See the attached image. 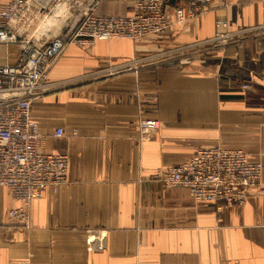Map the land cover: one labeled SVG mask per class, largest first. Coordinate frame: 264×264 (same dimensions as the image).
<instances>
[{"label":"crops","instance_id":"crops-1","mask_svg":"<svg viewBox=\"0 0 264 264\" xmlns=\"http://www.w3.org/2000/svg\"><path fill=\"white\" fill-rule=\"evenodd\" d=\"M263 2L212 0L150 38L67 46L32 116L47 151L68 157V182L33 202L28 227L10 219L19 204L0 187V264H264V37L206 44L220 20L259 26ZM131 10L104 2L98 13ZM20 54L0 45V65ZM147 119L161 123L151 136ZM215 146L263 164L262 191L244 205L195 202L155 176ZM96 233L102 251L90 248Z\"/></svg>","mask_w":264,"mask_h":264},{"label":"built area","instance_id":"built-area-1","mask_svg":"<svg viewBox=\"0 0 264 264\" xmlns=\"http://www.w3.org/2000/svg\"><path fill=\"white\" fill-rule=\"evenodd\" d=\"M66 0H0V45L13 44L21 49L18 60L0 65V187L6 189L12 201L19 204L9 212L14 222L26 221L34 201L52 189L57 192L68 182L69 159L66 155L48 152V136L41 132L32 116L34 100L45 94L50 68L67 46H91L110 40L139 41L159 35L173 25L185 24L210 10L212 0H69L72 16L62 36L53 41L17 34L14 22L29 16L58 9ZM104 2H123L132 6L127 15H101ZM28 22V21H27ZM264 37V2L259 26L230 30L229 22L220 20L215 35L207 46L224 48L244 38ZM243 84V91H250ZM140 127L149 136L157 131V119H147ZM64 130L54 136L62 138ZM164 185L184 188L195 202H205L217 208L244 205L262 191L263 166L251 162L242 150L219 147L201 148L182 164L160 169L156 175ZM102 251L103 245L90 242Z\"/></svg>","mask_w":264,"mask_h":264},{"label":"rangeland","instance_id":"rangeland-1","mask_svg":"<svg viewBox=\"0 0 264 264\" xmlns=\"http://www.w3.org/2000/svg\"><path fill=\"white\" fill-rule=\"evenodd\" d=\"M66 1H69V0H66ZM55 14H56V10H53V8H51V10H47L44 14H42V15H39V14H34L33 15V17H34V23H31L30 21H28V22H24V18L23 19H18L17 21H15L14 22V26H15V29H16V32H17V34L18 35H20V36H23L22 37V39H24V38H31V37H37L40 41H53L56 37H59V36H62L66 31H65V29H67V27H68V22L66 23V24H61V26H57V27H54V29H51V30H49L47 33H45L44 34V36L42 37L41 35H40V33L38 32V28L40 27V29L42 30L43 28H46V27H44L45 25H46V23H47V20H48V18H51V17H53V16H55ZM69 17H71L70 15H68ZM72 18H73V16H72ZM39 29V30H40ZM5 45H13V44H5ZM14 46H16L17 47V45H14ZM158 120V119H157ZM143 121V120H142ZM158 122H159V124H160V126H161V123H160V121L158 120ZM141 123V122H140ZM140 123H139V128L141 129V127H140ZM159 129H160V127H159ZM158 129V130H159ZM156 132V131H155ZM155 132H153V133H155ZM215 147H219V146H215ZM206 148H211V147H206ZM219 148H221V149H224V148H222V147H219ZM201 149V148H200ZM227 150H232V149H227ZM243 151V150H242ZM244 153H246L247 155H248V157H249V159H250V156H249V154L247 153V152H245V151H243ZM191 159V158H190ZM189 159V160H190ZM188 161V160H187ZM250 161H251V159H250ZM186 162V161H185ZM251 162H253V161H251ZM184 163V162H183ZM260 163V162H259ZM262 164V163H261ZM262 166H263V164H262ZM171 167H174V166H171ZM171 167H169V168H171ZM161 169V168H160ZM160 169H158L157 170V172L160 170ZM166 169H168V168H166ZM157 172H156V174H155V176L157 175ZM262 187H263V184H262ZM242 206V205H241ZM234 207H236V206H234ZM225 208H228V207H225ZM13 209V208H12ZM10 212V211H9ZM28 215H29V223H27L28 225H26V224H24V222H26V221H21V220H19L18 221V223L19 224H22L23 226H25V227H28V226H30V224H31V207H30V209H29V211H28ZM11 219V218H10ZM97 238H98V233H96V234H94V237L90 240V242H94V244L97 242L96 240H97ZM90 242H89V245H90V248H92L93 250H97L95 247H91V244H90ZM97 251H99V250H97Z\"/></svg>","mask_w":264,"mask_h":264},{"label":"bare ground","instance_id":"bare-ground-1","mask_svg":"<svg viewBox=\"0 0 264 264\" xmlns=\"http://www.w3.org/2000/svg\"><path fill=\"white\" fill-rule=\"evenodd\" d=\"M70 3L69 1H64L57 9L55 16L48 18L47 23L42 30L40 27L38 28V32L43 37L45 33L49 30L54 29V27L61 26V24H66L69 21V16H72V10H70ZM30 21L34 23L29 16H24V22ZM68 24V23H67ZM40 29V30H39ZM47 31V32H46Z\"/></svg>","mask_w":264,"mask_h":264},{"label":"water","instance_id":"water-1","mask_svg":"<svg viewBox=\"0 0 264 264\" xmlns=\"http://www.w3.org/2000/svg\"><path fill=\"white\" fill-rule=\"evenodd\" d=\"M179 0H170V4L171 5H176V3L178 2Z\"/></svg>","mask_w":264,"mask_h":264}]
</instances>
